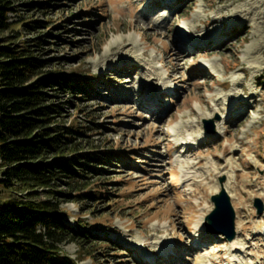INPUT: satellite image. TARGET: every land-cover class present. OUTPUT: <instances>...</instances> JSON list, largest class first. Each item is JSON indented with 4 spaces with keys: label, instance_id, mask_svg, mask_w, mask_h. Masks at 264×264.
Wrapping results in <instances>:
<instances>
[{
    "label": "rangeland",
    "instance_id": "1",
    "mask_svg": "<svg viewBox=\"0 0 264 264\" xmlns=\"http://www.w3.org/2000/svg\"><path fill=\"white\" fill-rule=\"evenodd\" d=\"M48 1L15 0L9 33L18 32V44L40 43L46 73L88 87V96L62 97V123L84 134L78 153L105 160H83L98 171L84 169L79 192L58 189L70 198L61 204L65 224L93 236L62 244V253L78 264H264V0L36 6ZM33 21L44 24L28 29ZM183 46L192 48L181 59ZM222 179L236 213L232 240L197 226ZM23 196L3 190L0 203Z\"/></svg>",
    "mask_w": 264,
    "mask_h": 264
},
{
    "label": "trees",
    "instance_id": "2",
    "mask_svg": "<svg viewBox=\"0 0 264 264\" xmlns=\"http://www.w3.org/2000/svg\"><path fill=\"white\" fill-rule=\"evenodd\" d=\"M14 1L0 0V192L20 190L24 196L0 203V264H78L60 246L93 236L84 226L65 224L61 204L70 198L58 189L68 186L79 192L77 182L87 177L84 169L98 171L83 160H105L78 153L77 137L84 134L62 123V97L68 92L88 96L89 90L76 78L46 73L49 61L36 55L37 41L16 43L18 32L9 33ZM50 2L36 6L46 9ZM42 24L25 26L33 30ZM40 191L51 198H40ZM82 197L76 194L75 199Z\"/></svg>",
    "mask_w": 264,
    "mask_h": 264
},
{
    "label": "water",
    "instance_id": "3",
    "mask_svg": "<svg viewBox=\"0 0 264 264\" xmlns=\"http://www.w3.org/2000/svg\"><path fill=\"white\" fill-rule=\"evenodd\" d=\"M219 193L214 194L211 200L214 204V210L206 216L204 224L209 233L222 232L228 240H232L235 236V219L236 213L231 203V198L227 194L225 188L222 186ZM257 213L261 214L263 211L262 204L257 205Z\"/></svg>",
    "mask_w": 264,
    "mask_h": 264
},
{
    "label": "bare ground",
    "instance_id": "4",
    "mask_svg": "<svg viewBox=\"0 0 264 264\" xmlns=\"http://www.w3.org/2000/svg\"><path fill=\"white\" fill-rule=\"evenodd\" d=\"M238 13H239V15L241 16V18H242V20H244V11H243V9H242V11H237ZM215 23H217V19H215V18H213V19H208V20H206V21H204L203 22V26L204 27H206V26H212V25H214ZM229 24H231V26H233L232 25V23L231 22H229ZM195 29H198V27H196ZM206 37H208V36H206ZM206 39H209V38H206ZM206 42V41H205ZM125 47H127V45L125 46ZM190 48H192L191 46H189V48H188V46H183V48H182V50H178V54H177V57L178 58H181V59H183V58H185V56H187L186 54L189 52V49ZM200 52V51H199ZM199 52H197L198 53V55H196L197 57H199V56H208L209 54H207V53H205V54H202V53H199ZM239 68L240 69H244V65L242 66H239ZM170 87V86H169ZM244 91V90H243ZM151 96H153L152 94H151ZM151 99H152V97H151ZM154 99V98H153ZM155 103V100H151V102L149 101L148 102V104H154ZM242 104H244L243 103V101H238V102H236V103H234V104H232L231 106H230V109H231V111L232 110H235V109H237V108H239ZM188 140H190L189 142H191V139L190 138H188ZM184 150H186V151H188L189 150V148L187 147H185V149ZM185 175H189V172H186V174ZM225 189L226 190H229L228 189V183H225ZM219 190V186L218 185H216V186H214V191L216 192V191H218ZM227 192V191H226ZM228 194V193H227ZM197 226L198 227H203L204 226V218L203 217H200L199 218V220L197 221ZM157 239H159V244H161L162 243V239L161 238H159V237H157ZM162 246H163V249H164V251L163 252H165V253H168V251H170V249L168 248V246L165 244V243H162L161 244ZM241 249V247H240V245H239V243H237V242H233L232 244H231V251L232 252H238V250L239 251H241L240 250ZM239 260V259H238ZM202 262H204V260L202 261ZM201 262V263H202ZM204 264V263H203Z\"/></svg>",
    "mask_w": 264,
    "mask_h": 264
}]
</instances>
